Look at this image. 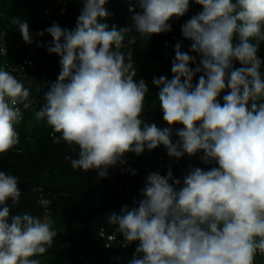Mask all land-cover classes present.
Returning a JSON list of instances; mask_svg holds the SVG:
<instances>
[{
  "label": "clouds",
  "instance_id": "obj_1",
  "mask_svg": "<svg viewBox=\"0 0 264 264\" xmlns=\"http://www.w3.org/2000/svg\"><path fill=\"white\" fill-rule=\"evenodd\" d=\"M107 2L83 0L73 29L54 22L37 33L52 37L47 51L60 57L61 71L46 84L35 118L52 128L54 144L78 149V158L65 157L74 170H95L100 178L108 177L110 167L126 164L127 153L139 156L160 145L169 157L202 152V163L214 165L207 171L190 167L182 181L171 168L166 176L151 172L140 199L110 214L123 246L139 242L130 264H255L258 253L264 256V61L258 55L264 0H195L203 10L181 31L192 42L191 51L200 54L199 63L177 43L172 78L152 81L164 128L144 120L149 88L135 80L136 36L129 34L148 40L170 32L169 21L183 17L190 0H135L128 9L131 24L111 28L100 22L109 16ZM12 27L26 44L33 43L27 21L13 17ZM6 54L7 48H0V55ZM198 73L203 74L193 85ZM226 87L230 91L221 103ZM31 95L0 66V154L20 143V106L31 108ZM18 182L0 171V264H41L32 257L52 247L57 231L48 217L10 215L8 201L20 204Z\"/></svg>",
  "mask_w": 264,
  "mask_h": 264
},
{
  "label": "trees",
  "instance_id": "obj_2",
  "mask_svg": "<svg viewBox=\"0 0 264 264\" xmlns=\"http://www.w3.org/2000/svg\"><path fill=\"white\" fill-rule=\"evenodd\" d=\"M130 3H135V0H108L104 7L109 16L100 22L107 23L109 28L113 25L128 26L131 24V13L128 11ZM82 6L83 0H0V44L7 48V54L0 55V66L12 71L30 89L33 99L31 108L20 106L23 114L22 122L17 125L20 143L6 154H0V171L15 175L19 181L20 204L13 206L8 201L10 215L27 212L41 219L48 217L53 222V230L57 231L52 247L45 254L32 258L39 259L41 264H130L139 242L125 248L120 244L104 248L98 240L99 231L104 228L108 233L116 234L123 242L117 227L109 224L110 214H119L124 205L132 207L133 200L140 199V190L151 172L158 171L166 176L171 168L173 177L182 181L190 167H200L207 171L214 165L202 163V152L196 156L186 154L179 159L169 157L166 148L160 145L152 151L145 150L139 156L127 153V163L110 167L107 178H100L95 170L84 172L71 167L65 157L78 158V149L76 152L63 142L54 144L52 128L46 120L38 121L35 118V112L41 110L45 103L43 93L47 91L46 84L54 82L61 71L60 57L47 51V42L52 37L47 32L42 37L37 33L54 22L62 28L73 29ZM202 10V6L195 0H190L189 10L182 17L183 23L174 18L169 21L172 28L170 32L153 35L148 40H143L135 32L129 34L136 36V43L131 46L136 69L135 80L138 82L143 79L149 88L143 114L146 123H155L159 128L168 126L158 105L159 89L152 81L160 76L169 80L172 78L171 67L177 43L181 51L195 56L196 64L199 63L201 56L191 51L192 42L182 36L181 26ZM13 17L29 23L32 44H26L14 27L9 30ZM38 44L41 46L38 47ZM258 55L264 61V42L260 45ZM28 57L32 65L21 69ZM196 64H190V67L194 69ZM240 66L238 62L234 65L237 68ZM16 68L18 70L13 71ZM261 72L264 74V63ZM202 74L198 73L193 78V85L198 83ZM229 91L226 87L221 93V103L223 95ZM179 127L182 126H175ZM176 139L178 137L173 135V142ZM129 169L135 170L136 175H132ZM42 198L51 200V205H41L39 200ZM262 262L264 256L257 254L255 264Z\"/></svg>",
  "mask_w": 264,
  "mask_h": 264
},
{
  "label": "built area",
  "instance_id": "obj_3",
  "mask_svg": "<svg viewBox=\"0 0 264 264\" xmlns=\"http://www.w3.org/2000/svg\"><path fill=\"white\" fill-rule=\"evenodd\" d=\"M66 1H68V0H65V2ZM174 19L176 20V21H181L182 23H183V21L184 20H182V17H180V18H175L174 17ZM5 47V45L4 44H0V48H4ZM1 56H3V55H1ZM30 65H32V61H31V59L28 57V58H26L25 60H24V62H23V64L21 65V69H25L27 66H30ZM14 71H17L18 69L16 68V69H13ZM98 236H99V238H98V240H99V242H100V244H101V246L102 247H104V248H111L112 246H114V244L116 245H121L122 247H124L125 248V246H123V242H122V240L116 235V234H114V233H112V234H110V233H108L104 228H101L100 229V231H99V234H98ZM115 237L116 239L115 240H113V241H109L108 239L110 238V237ZM106 245H109V246H106ZM258 255H259V253H258ZM261 256V255H260Z\"/></svg>",
  "mask_w": 264,
  "mask_h": 264
},
{
  "label": "rangeland",
  "instance_id": "obj_4",
  "mask_svg": "<svg viewBox=\"0 0 264 264\" xmlns=\"http://www.w3.org/2000/svg\"><path fill=\"white\" fill-rule=\"evenodd\" d=\"M261 264H264V262H262Z\"/></svg>",
  "mask_w": 264,
  "mask_h": 264
}]
</instances>
